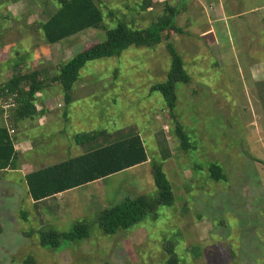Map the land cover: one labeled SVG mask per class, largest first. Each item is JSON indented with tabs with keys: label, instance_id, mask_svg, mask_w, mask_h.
I'll use <instances>...</instances> for the list:
<instances>
[{
	"label": "rangeland",
	"instance_id": "1",
	"mask_svg": "<svg viewBox=\"0 0 264 264\" xmlns=\"http://www.w3.org/2000/svg\"><path fill=\"white\" fill-rule=\"evenodd\" d=\"M12 1L23 7L3 35L9 47L0 44L2 82L17 71L37 70L52 79L61 63L104 39L117 18L145 27L170 5L178 9L181 32H165L153 47L89 61L70 103L51 80L36 95L42 114L35 119L14 125L13 97H0V125L8 120L22 152L18 171L0 175V264H163L175 256L180 264H264V88L252 87L248 99L233 63L244 38H264V9H248L264 0H100L103 24L56 47L38 30L58 10V0H0V27L8 24ZM31 14L38 22L32 29L26 24ZM170 42L191 76L188 84H178L176 119L162 94L152 90L166 79ZM175 120L185 127L191 149L182 148ZM100 130L108 131L100 139L139 133L147 161L33 203L24 174L81 154L76 135ZM211 163L222 167L224 179L212 177ZM156 164L172 183L175 203L158 206L130 229L104 233L98 223L102 210L127 197L157 198ZM79 222L89 226L88 238L62 241L59 248L41 245V232L71 231Z\"/></svg>",
	"mask_w": 264,
	"mask_h": 264
},
{
	"label": "trees",
	"instance_id": "2",
	"mask_svg": "<svg viewBox=\"0 0 264 264\" xmlns=\"http://www.w3.org/2000/svg\"><path fill=\"white\" fill-rule=\"evenodd\" d=\"M60 7L41 23V29L49 44L68 39L89 28H99L105 19L100 0H58ZM143 7V8H142ZM143 10L146 6L141 5ZM167 12L159 15L145 27H134L129 21L117 18L115 26L108 28L104 39L91 47L81 50L61 63L58 74L50 80L41 76L39 71L22 74L17 71L8 81L0 85V97H13L14 125L28 119H35L42 112L36 107L37 93L57 80L65 93L66 102H71V92L81 77V70L89 61L120 57L131 47H153L160 44L165 32L181 30L176 25L178 9L167 5ZM171 65L166 79L152 86L164 99L170 117L176 119L178 84H188L191 76L185 68L182 55L173 43L168 45ZM175 134L184 149H191V142L185 127L175 120ZM107 133V134H106ZM108 131L82 133L75 137V144L83 152L74 157L33 170L25 175L27 189L32 200L37 203L65 191L84 186L114 173L139 165L148 159L145 140L139 133L130 131L117 136H108ZM15 137L6 126L0 127V170L17 169L19 155L15 148ZM210 174L216 180L224 179L222 167L211 163ZM154 182L158 189L157 198L146 195L127 197L121 202L101 211L98 217L100 228L106 234H114L121 229H130L141 222L147 214L156 212L158 206H171L175 203L172 183L163 171L162 165L153 168ZM1 229V228H0ZM89 226L79 222L71 231L56 230L40 233V243L45 247L59 248L64 242H75L89 237ZM32 260V259H29ZM163 264H180L177 256Z\"/></svg>",
	"mask_w": 264,
	"mask_h": 264
},
{
	"label": "crops",
	"instance_id": "3",
	"mask_svg": "<svg viewBox=\"0 0 264 264\" xmlns=\"http://www.w3.org/2000/svg\"><path fill=\"white\" fill-rule=\"evenodd\" d=\"M18 6H20V7H18ZM22 7H23V5L21 6V4H18V2H16V1H12L7 6V15H8L7 18L8 19L6 18V22H8V24L7 25L5 24V25L0 27V44H4V48L6 47V49L9 47V44L8 43H2V41L6 42L3 35L4 34L6 35V33L9 31L8 25H10L11 19L18 20V15L21 14L20 9L22 10ZM248 9H249V12L259 13L260 10L264 9V2L261 4H257L255 6H252ZM26 11H29V10L26 8ZM27 17L28 18H27L26 24L28 25V28L32 29L33 25H35V23L38 24V22H35L36 18L33 19L32 14L27 16ZM46 20H44V21H46ZM260 23H262L261 26L264 28V21L260 22ZM40 27H41V24H40ZM40 27H39L38 32L41 35L43 33V31ZM20 28H21V26H19V29ZM17 33L20 34L18 31H17ZM31 34H32L33 39H34V37H36V32H33ZM250 38H248V39L244 38L243 42L239 43V45L235 47L236 55L233 57V63L235 66L238 67V73L243 80L244 91L246 92L248 99H252V98H249L250 93L247 94V91L251 90L252 87L262 88V90L264 88V38H262L261 35L260 36L258 35L256 37H252L251 39ZM254 38H256V40ZM64 40H66V39H64ZM64 40H62V41H64ZM59 43H61V41L54 43V44H49V45H51V46L55 45V47H56ZM240 44H241V46H240ZM218 45L221 46V44L219 43V38H218ZM241 47H243L242 51L243 50L244 51L241 54V56H239V53H240L239 49ZM262 52H263V55L259 56ZM225 60H227V58ZM6 73L8 74L7 76H9L11 73V70L7 71ZM3 82L1 81V83H3ZM249 104H250V100H249ZM3 126H6L8 128L9 133H10V130H13L10 128L11 126L8 124V120L5 121V124L0 125V127H3ZM11 135L14 136L15 134L14 135L11 134ZM15 148H16L18 155H19L20 152L17 148V144H15ZM20 150H22V149H20ZM20 154H22V152ZM19 158H20V155H19ZM50 165H52V164H50ZM17 171H18V167H17V169L0 170V175L2 173H6V176H7V174H10L11 172H17ZM8 172H10V173H8ZM26 174L27 173H25L23 176L24 180H25ZM0 179H1V177H0ZM2 179H4V178H2ZM25 182H26V180H25ZM8 183H11V182H8ZM26 186H27V184H26ZM59 195H63V194L60 193V194H57L56 196L59 197ZM56 196H53V197H56ZM50 198H52V197H50ZM50 198H47V199H50ZM47 199H45V200H47ZM33 203H34V201H33Z\"/></svg>",
	"mask_w": 264,
	"mask_h": 264
},
{
	"label": "built area",
	"instance_id": "4",
	"mask_svg": "<svg viewBox=\"0 0 264 264\" xmlns=\"http://www.w3.org/2000/svg\"><path fill=\"white\" fill-rule=\"evenodd\" d=\"M14 132V130H10V133H13Z\"/></svg>",
	"mask_w": 264,
	"mask_h": 264
}]
</instances>
